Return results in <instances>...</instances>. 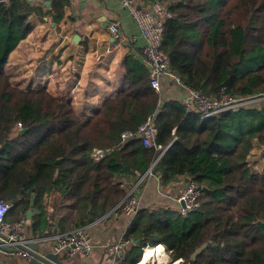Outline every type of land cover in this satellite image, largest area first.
<instances>
[{
    "label": "trees",
    "instance_id": "16d2710c",
    "mask_svg": "<svg viewBox=\"0 0 264 264\" xmlns=\"http://www.w3.org/2000/svg\"><path fill=\"white\" fill-rule=\"evenodd\" d=\"M160 1L171 14L162 50L187 87L209 97L222 90L237 98L264 96V0ZM66 6L54 0L44 13L29 0H0V200L10 205L6 221L34 209L38 238L46 236L53 216L70 229L84 227L157 170L164 187L179 178L194 183L200 207L185 215L163 206L137 209L123 235L131 242L123 264H138L145 249L159 245L172 263L264 264V233L257 225L264 220V171H254L248 160L255 145L264 148V103L206 119L185 103L162 106L142 59L129 60L122 92L89 119L46 89L14 85L6 66L32 32L33 16L50 14L59 24ZM149 118L162 149L146 147L137 135ZM125 132L136 135L122 142ZM94 149L104 152L99 160ZM50 198L61 201L55 212Z\"/></svg>",
    "mask_w": 264,
    "mask_h": 264
},
{
    "label": "crops",
    "instance_id": "0c3cea01",
    "mask_svg": "<svg viewBox=\"0 0 264 264\" xmlns=\"http://www.w3.org/2000/svg\"><path fill=\"white\" fill-rule=\"evenodd\" d=\"M29 1L46 13L54 0ZM66 1L65 15L59 24L50 14L33 16L32 32L11 52L6 71L14 85L24 90L46 89L53 96L72 102L75 111L89 119L122 92L129 60L141 61L146 41L132 10L122 6L120 0ZM113 20L120 22L119 41H114L108 31ZM160 94L162 106L187 100V95L166 79L161 82ZM263 153L264 148L255 145L248 159L256 172L264 171ZM144 178L141 187L135 188L137 209L163 206L180 211L177 197L186 185L185 178H179L169 187L161 185L157 174H147ZM48 204L49 210L55 212L61 201L50 198ZM26 219L24 235L38 244L42 254L54 253L64 259L65 264H115L118 256L110 246L121 239L134 216L122 214L104 222H93L92 252L73 257L54 251L56 235L72 230L70 223L62 226L61 219L53 216L46 222V236L38 238L33 229V217L26 216ZM179 263L181 260L172 263L171 258L162 256L155 264ZM0 264H31V259L16 252L0 251Z\"/></svg>",
    "mask_w": 264,
    "mask_h": 264
},
{
    "label": "built area",
    "instance_id": "2783aa9c",
    "mask_svg": "<svg viewBox=\"0 0 264 264\" xmlns=\"http://www.w3.org/2000/svg\"><path fill=\"white\" fill-rule=\"evenodd\" d=\"M122 6L126 9L130 8L134 19L138 22L146 45L143 52L142 61L146 64L150 71L151 85L158 92L161 91V82L166 79L175 87L181 89L186 95L185 103L188 112L193 110L202 113V118L221 114L225 111L239 112L241 109L256 108L264 103V96H256L250 98H237L230 96L225 90L216 97H209L201 91H197L187 87L180 77L171 70L170 60L167 54L162 50L164 24L165 21L171 18V14L165 5L160 0H120ZM148 4V7L144 5ZM110 36L114 41L121 39V26L118 20L110 22L108 27ZM52 79V76H51ZM21 128V124L19 125ZM156 128L153 121L149 118L138 130L137 135L142 137L143 143L148 148L162 149L156 144ZM135 132H125L122 134V142H125L130 137H134ZM103 151L94 149V158L99 160L103 157ZM140 184L138 182L132 191L127 195L126 199L119 206L114 208L108 215L97 220L104 222L108 218H117L122 214L134 216L137 212V197L134 194L135 188ZM201 192L194 183H186L185 187L179 192L177 201L180 203V212L188 214L200 207ZM10 205L4 200H0V233L6 234L9 241L0 242V251L7 253L8 248H14L18 245H27L34 243L28 240L24 235L23 228L26 223V215H20L14 223L6 221L9 213ZM92 223L78 228L72 229L65 233L56 235L55 253L64 254L67 257L77 255L87 256L92 252L93 248V233L91 231ZM131 242L124 239L123 236L119 241L110 246L118 258L115 264H123L128 258V247ZM9 252V251H8ZM16 253L31 259V256L21 250ZM163 253L169 259V253L163 246ZM146 254V249L143 252L142 258ZM158 256L151 259L150 263H156ZM138 264H141L139 262Z\"/></svg>",
    "mask_w": 264,
    "mask_h": 264
},
{
    "label": "water",
    "instance_id": "95a60500",
    "mask_svg": "<svg viewBox=\"0 0 264 264\" xmlns=\"http://www.w3.org/2000/svg\"><path fill=\"white\" fill-rule=\"evenodd\" d=\"M25 131L26 130H23L22 133H24ZM139 138L141 139L142 137L139 136ZM156 173H157V170H154L153 174L155 175ZM33 214H34V209H32V211L29 212V214L27 215L28 219H32ZM90 223H93V221L91 220ZM257 225L264 233V220H258ZM1 240L7 242L10 239L6 234L0 233V242ZM207 246L208 244H205L202 247H200L194 253L193 258H196ZM19 250L26 252L31 256V264H65L64 259H60L59 256L54 253L42 254L40 252L38 244L35 242L29 243L27 245H18L14 248H8L9 252H16Z\"/></svg>",
    "mask_w": 264,
    "mask_h": 264
},
{
    "label": "bare ground",
    "instance_id": "6f19581e",
    "mask_svg": "<svg viewBox=\"0 0 264 264\" xmlns=\"http://www.w3.org/2000/svg\"><path fill=\"white\" fill-rule=\"evenodd\" d=\"M157 256H158V258H160L162 256L166 257L165 254L163 253V246H157L154 248L146 249V254L140 262H141V264H153V263H150L151 259L152 258L156 259Z\"/></svg>",
    "mask_w": 264,
    "mask_h": 264
},
{
    "label": "rangeland",
    "instance_id": "374dc122",
    "mask_svg": "<svg viewBox=\"0 0 264 264\" xmlns=\"http://www.w3.org/2000/svg\"><path fill=\"white\" fill-rule=\"evenodd\" d=\"M255 109H259V108H255ZM263 170L261 169V171L260 172H262ZM170 256V255H169ZM171 258V257H170ZM167 259V258H166ZM142 260V259H141Z\"/></svg>",
    "mask_w": 264,
    "mask_h": 264
}]
</instances>
